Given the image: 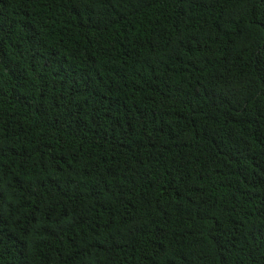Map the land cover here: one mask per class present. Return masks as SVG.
Instances as JSON below:
<instances>
[{
  "label": "trees",
  "instance_id": "1",
  "mask_svg": "<svg viewBox=\"0 0 264 264\" xmlns=\"http://www.w3.org/2000/svg\"><path fill=\"white\" fill-rule=\"evenodd\" d=\"M0 264H264V0H0Z\"/></svg>",
  "mask_w": 264,
  "mask_h": 264
}]
</instances>
